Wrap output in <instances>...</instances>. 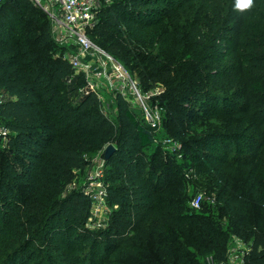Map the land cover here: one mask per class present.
<instances>
[{"label": "trees", "instance_id": "16d2710c", "mask_svg": "<svg viewBox=\"0 0 264 264\" xmlns=\"http://www.w3.org/2000/svg\"><path fill=\"white\" fill-rule=\"evenodd\" d=\"M109 1L89 38L129 73L137 58L131 44L145 35L152 21L172 19L196 2L217 11L221 20L220 10L226 7L222 26L211 41L205 44L196 25L190 44L192 49L202 47L205 59L216 66L214 77L233 92L220 102L211 92L186 85L178 100L199 102L194 119L222 115L237 120L227 132L206 131L193 140L192 158L201 166L237 165L249 173L251 187L245 193H229V188L219 192L214 203L215 208L221 206L218 217L174 203L158 204L156 195L165 188L153 174L166 165L154 160L146 166L142 160V150L155 140L152 130L139 122L120 96L115 101L117 124L101 114L95 95L76 100L74 87L65 83L71 66L53 50L46 14L29 0H5L0 5V119L11 135L0 153V213L9 228L0 230V264L32 259L33 246L44 237L51 238L62 257L63 245L69 252L76 250L71 223L81 215L85 199L72 192L63 197L62 192L107 144L116 150L105 166L122 161L125 181L133 189L126 193L107 189L109 202L119 209L91 242L93 264L99 252L100 264H123L128 257L147 264H200L201 259L225 263L230 229L247 233L244 264H264V0H255V7L244 13L234 11V0ZM174 73L171 64L142 70L141 87L149 90ZM179 118L187 122L184 116ZM249 192L260 205L257 219L252 218V203L246 198ZM130 199L135 201L130 207L134 215L125 211ZM222 209L228 229L218 220ZM156 233L159 239L149 247ZM90 239L86 236L83 242ZM62 260L66 264L72 259Z\"/></svg>", "mask_w": 264, "mask_h": 264}, {"label": "rangeland", "instance_id": "374dc122", "mask_svg": "<svg viewBox=\"0 0 264 264\" xmlns=\"http://www.w3.org/2000/svg\"><path fill=\"white\" fill-rule=\"evenodd\" d=\"M102 3L105 5L110 1L102 0ZM225 11L226 7L224 6L220 10L221 20H219L217 11L203 7L196 2L186 12L176 15L172 19L164 17L152 21L146 28L145 35L131 44L132 47H135L137 58L133 62L135 68L131 69L129 67L132 78L140 88L141 94L145 96L143 100L145 109L151 113H157L159 117L158 128L152 131L154 142L142 150V160L146 162V166L151 165L154 160L156 162L162 161L166 165L164 170L161 171L160 168H157L153 174L154 177L160 180V185L165 188V192L156 195L158 204L174 203L189 211H195L190 207V202L196 194L201 193L204 209L200 208L201 210L199 209L196 212H203L207 215L212 212L215 216L219 214H217V210L221 206L215 208L212 201L218 193L225 188H229V193H233L235 190L247 192L251 187L249 173L237 165L220 167L217 163L202 166L199 163L194 164L192 158L193 140L201 137L206 131L227 132L228 129L235 127L237 120L222 115L194 119L192 115L199 109V102L193 99L187 103H180L178 97L182 94V89L186 85H191L193 88L202 91H209L219 97L220 102H222L223 97L233 92L227 84L214 77L216 66L205 59L202 47L192 49L190 44L191 35L196 25L205 44H208L212 35H216L218 28L222 26ZM53 42V50L56 52V56L62 55L65 49L54 40ZM170 64L175 67L172 79L166 80L164 83H156L149 90L142 89L139 78V73L142 70L152 68L155 65L163 69ZM98 92L102 97V100L99 101V111L114 124H117V112L113 109L114 105H111L112 93L105 87L99 89ZM73 103L76 102L73 101ZM139 109L142 110L139 105L135 108L130 106V110L136 115L139 122L147 125L143 113ZM179 116H184L187 122H181ZM106 146L97 152V156L88 167L76 172L73 183L68 185L62 192L63 197L72 192L77 195L81 194L85 199L81 215L71 223L73 230L70 233L73 234L77 243L76 250L69 252L65 245L61 248L64 254L63 257H71L72 259L68 260L66 264H93L89 259L92 248L91 242L97 238L100 231L107 228L113 214L119 209L117 205H112L109 202L108 196L103 197L100 190L111 188L116 193H126L133 189L130 185L131 182L125 181L127 177L122 168V161L116 160L107 167L105 165L101 167L103 151ZM5 150V143L0 141V153ZM157 153H160L161 157L158 158ZM167 168H169V171L166 170ZM17 195H20V193H17ZM246 198L252 203V218L257 219L260 205L250 192L247 193ZM134 203L135 201L130 199L125 204V211L132 213L131 215H134L130 208L134 207L132 206ZM222 212L223 214L218 220L221 221L225 229H228L227 215L224 209H222ZM2 215L0 213V230L3 227L8 230L9 228L5 227L6 223L4 222L6 221L3 220ZM230 233L232 237L228 250L235 249V252L232 250L231 258L233 262L238 263L249 245L246 240L247 233H238L235 232V229H230ZM86 236H91V239L83 242ZM158 239L159 234H154L149 241V247H152V243ZM98 241H102V238H98ZM6 245H8L6 249L9 253L12 247L9 242ZM56 248L57 246L51 238H40L32 248V259L29 258L20 264H65L62 260L63 257L58 255L59 252L56 251ZM100 254L101 252L98 253V260L94 264L101 263ZM151 254L157 259L153 250ZM75 258L76 260H74ZM6 261L8 262L9 258H6ZM126 263L147 264L139 258L133 257L123 260V264ZM200 264H209V261L201 259ZM226 264L233 263L226 262Z\"/></svg>", "mask_w": 264, "mask_h": 264}, {"label": "built area", "instance_id": "2783aa9c", "mask_svg": "<svg viewBox=\"0 0 264 264\" xmlns=\"http://www.w3.org/2000/svg\"><path fill=\"white\" fill-rule=\"evenodd\" d=\"M5 0H0V5ZM33 6L40 9L49 20L52 39L61 45L65 51L60 56L67 61L72 72L65 78L69 87H74L75 98L80 100L90 95H95L99 101V89L105 87L113 95L111 105H114L117 97H121L128 106L139 105L142 110L147 126L152 130L158 128V114L147 111L143 105L145 96L132 78L124 65L111 54L95 45L89 38V32L99 21L100 11L103 8L102 0H29ZM67 49V50H66ZM2 98L0 97V104ZM129 106V108H130ZM11 132L0 119V141L5 145L10 138ZM104 165L102 163L101 167ZM101 173V172H100ZM103 197H107L106 189L100 190ZM203 195L196 194L190 207L199 210L202 207ZM215 203V199L212 204ZM232 250L227 251L226 262L244 264V256L249 250V245L238 263L233 262ZM216 263L210 260L209 264Z\"/></svg>", "mask_w": 264, "mask_h": 264}, {"label": "clouds", "instance_id": "9594fccd", "mask_svg": "<svg viewBox=\"0 0 264 264\" xmlns=\"http://www.w3.org/2000/svg\"><path fill=\"white\" fill-rule=\"evenodd\" d=\"M255 7V0H234V11L244 13L251 11Z\"/></svg>", "mask_w": 264, "mask_h": 264}, {"label": "water", "instance_id": "95a60500", "mask_svg": "<svg viewBox=\"0 0 264 264\" xmlns=\"http://www.w3.org/2000/svg\"><path fill=\"white\" fill-rule=\"evenodd\" d=\"M115 147L113 144H108L104 151H103V162L104 165L110 160L111 156L113 155V153L115 152Z\"/></svg>", "mask_w": 264, "mask_h": 264}]
</instances>
